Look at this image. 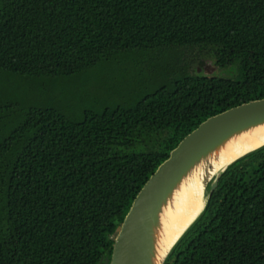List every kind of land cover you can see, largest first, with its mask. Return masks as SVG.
I'll list each match as a JSON object with an SVG mask.
<instances>
[{"label": "trees", "instance_id": "1", "mask_svg": "<svg viewBox=\"0 0 264 264\" xmlns=\"http://www.w3.org/2000/svg\"><path fill=\"white\" fill-rule=\"evenodd\" d=\"M183 47L240 73H191ZM263 97L264 0H0V264H110L171 150ZM164 264H264V145L223 171Z\"/></svg>", "mask_w": 264, "mask_h": 264}, {"label": "water", "instance_id": "2", "mask_svg": "<svg viewBox=\"0 0 264 264\" xmlns=\"http://www.w3.org/2000/svg\"><path fill=\"white\" fill-rule=\"evenodd\" d=\"M263 122L264 97L232 106L227 110L214 114L187 134L171 150L169 157L158 166L134 198L115 237L110 264H155L153 259L154 230L159 222V214L163 203L173 192L175 186L192 166L214 148L221 145L222 142L235 133ZM235 160L227 164L208 181L204 206L173 243L161 264L165 263L175 244L201 214L208 198L218 185L221 174ZM210 184L211 187L208 192Z\"/></svg>", "mask_w": 264, "mask_h": 264}, {"label": "bare ground", "instance_id": "3", "mask_svg": "<svg viewBox=\"0 0 264 264\" xmlns=\"http://www.w3.org/2000/svg\"><path fill=\"white\" fill-rule=\"evenodd\" d=\"M264 144V122L235 133L202 157L183 176L163 203L154 230V263L161 264L206 201L208 181L227 164Z\"/></svg>", "mask_w": 264, "mask_h": 264}, {"label": "rangeland", "instance_id": "4", "mask_svg": "<svg viewBox=\"0 0 264 264\" xmlns=\"http://www.w3.org/2000/svg\"><path fill=\"white\" fill-rule=\"evenodd\" d=\"M179 53V64H184L188 67V70L191 73L201 72V74H206L216 77H230L235 78L240 73V62L236 61L235 63L221 67L216 64V57L212 52L204 49L200 50L198 48H177ZM175 56V55H174ZM151 61L150 63H145L142 68L151 71V76L159 75L161 68L157 70V66H153ZM160 64V62H158ZM178 64V63H177ZM158 73V74H157Z\"/></svg>", "mask_w": 264, "mask_h": 264}]
</instances>
